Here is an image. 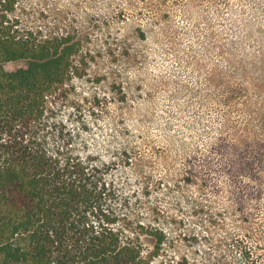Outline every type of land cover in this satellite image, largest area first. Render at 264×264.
Returning <instances> with one entry per match:
<instances>
[{"label": "rangeland", "instance_id": "374dc122", "mask_svg": "<svg viewBox=\"0 0 264 264\" xmlns=\"http://www.w3.org/2000/svg\"><path fill=\"white\" fill-rule=\"evenodd\" d=\"M22 3L80 40L59 118L147 186L140 215L167 234L152 264H264V0Z\"/></svg>", "mask_w": 264, "mask_h": 264}, {"label": "trees", "instance_id": "16d2710c", "mask_svg": "<svg viewBox=\"0 0 264 264\" xmlns=\"http://www.w3.org/2000/svg\"><path fill=\"white\" fill-rule=\"evenodd\" d=\"M39 20L22 0H0V264H152L167 234L140 215L147 186L75 150L59 118L80 40Z\"/></svg>", "mask_w": 264, "mask_h": 264}]
</instances>
